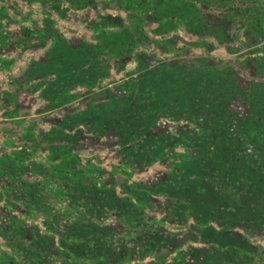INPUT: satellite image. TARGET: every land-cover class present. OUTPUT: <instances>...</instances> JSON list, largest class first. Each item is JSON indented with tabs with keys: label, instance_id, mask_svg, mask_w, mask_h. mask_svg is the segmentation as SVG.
<instances>
[{
	"label": "rangeland",
	"instance_id": "1",
	"mask_svg": "<svg viewBox=\"0 0 264 264\" xmlns=\"http://www.w3.org/2000/svg\"><path fill=\"white\" fill-rule=\"evenodd\" d=\"M0 264H264V0H0Z\"/></svg>",
	"mask_w": 264,
	"mask_h": 264
},
{
	"label": "trees",
	"instance_id": "2",
	"mask_svg": "<svg viewBox=\"0 0 264 264\" xmlns=\"http://www.w3.org/2000/svg\"><path fill=\"white\" fill-rule=\"evenodd\" d=\"M92 4V3H91Z\"/></svg>",
	"mask_w": 264,
	"mask_h": 264
}]
</instances>
